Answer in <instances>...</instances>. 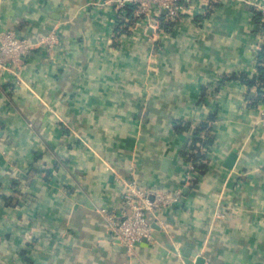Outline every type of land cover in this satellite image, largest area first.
<instances>
[{
    "label": "crops",
    "instance_id": "obj_1",
    "mask_svg": "<svg viewBox=\"0 0 264 264\" xmlns=\"http://www.w3.org/2000/svg\"><path fill=\"white\" fill-rule=\"evenodd\" d=\"M263 3L154 30L113 0H0L34 45L0 66V264H264ZM130 179L184 189L135 255L103 213Z\"/></svg>",
    "mask_w": 264,
    "mask_h": 264
},
{
    "label": "built area",
    "instance_id": "obj_2",
    "mask_svg": "<svg viewBox=\"0 0 264 264\" xmlns=\"http://www.w3.org/2000/svg\"><path fill=\"white\" fill-rule=\"evenodd\" d=\"M121 7L134 8L136 23H147L148 27L157 30L161 20L170 26L178 23L185 5H192L198 0H113ZM209 5L213 0H201ZM264 22V3L259 6ZM58 42L56 36L47 38L45 43L53 50ZM34 49L33 43L22 37L15 30L0 31V66L14 70L22 66ZM264 127V112L259 120ZM194 166L191 167V173ZM192 175V174H191ZM184 189L174 192L144 189L136 179L125 182L123 208L120 211L104 209L116 238L127 247L131 255H135L138 244L153 239V228L148 216L159 218L162 211L171 208L183 199Z\"/></svg>",
    "mask_w": 264,
    "mask_h": 264
},
{
    "label": "trees",
    "instance_id": "obj_3",
    "mask_svg": "<svg viewBox=\"0 0 264 264\" xmlns=\"http://www.w3.org/2000/svg\"><path fill=\"white\" fill-rule=\"evenodd\" d=\"M258 19L261 18V14H257ZM259 71H260V76L259 79L261 82L264 83V49L261 51L260 55H259ZM241 79L247 83L250 86L255 85V81L254 80H249L246 76H242ZM198 140V138H197Z\"/></svg>",
    "mask_w": 264,
    "mask_h": 264
},
{
    "label": "water",
    "instance_id": "obj_4",
    "mask_svg": "<svg viewBox=\"0 0 264 264\" xmlns=\"http://www.w3.org/2000/svg\"><path fill=\"white\" fill-rule=\"evenodd\" d=\"M235 157H236V155H232V156H231L230 162H229V164H228L230 167H231L232 164L234 163Z\"/></svg>",
    "mask_w": 264,
    "mask_h": 264
}]
</instances>
